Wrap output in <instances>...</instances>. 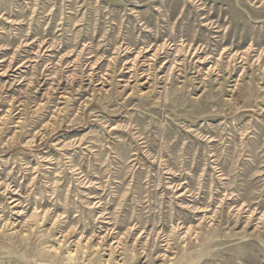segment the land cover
Returning <instances> with one entry per match:
<instances>
[{
    "label": "rangeland",
    "instance_id": "obj_1",
    "mask_svg": "<svg viewBox=\"0 0 264 264\" xmlns=\"http://www.w3.org/2000/svg\"><path fill=\"white\" fill-rule=\"evenodd\" d=\"M0 264H264V0H0Z\"/></svg>",
    "mask_w": 264,
    "mask_h": 264
}]
</instances>
